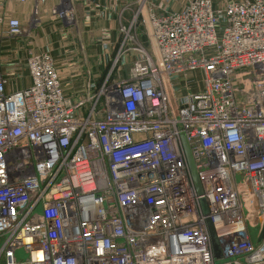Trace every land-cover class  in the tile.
Instances as JSON below:
<instances>
[{
  "label": "built area",
  "instance_id": "2783aa9c",
  "mask_svg": "<svg viewBox=\"0 0 264 264\" xmlns=\"http://www.w3.org/2000/svg\"><path fill=\"white\" fill-rule=\"evenodd\" d=\"M6 1L34 15L46 2ZM58 1L74 25L73 0ZM119 31L79 91L48 53L13 91L0 62L2 264H264V0L138 11Z\"/></svg>",
  "mask_w": 264,
  "mask_h": 264
},
{
  "label": "crops",
  "instance_id": "0c3cea01",
  "mask_svg": "<svg viewBox=\"0 0 264 264\" xmlns=\"http://www.w3.org/2000/svg\"><path fill=\"white\" fill-rule=\"evenodd\" d=\"M189 1L147 0V9L142 6V10H145V16L150 13L161 15L179 10ZM57 2L59 1L46 0L39 14L34 15L32 3L0 0V62L7 79V91L31 84L28 61L33 54H50L59 71L63 70V83L69 90L79 91L88 82L97 81L109 57H103L102 53H117L121 40L120 23L130 20L134 15L135 4L139 7L141 0H73L76 19L74 25L68 24L52 12ZM11 18L20 21L22 28L24 26V33H7ZM144 29L143 25H139L138 33L142 40H145L142 37ZM73 56L78 59L82 57V60H74V64L69 62L70 65L64 68L65 62ZM73 75H77L75 79Z\"/></svg>",
  "mask_w": 264,
  "mask_h": 264
},
{
  "label": "water",
  "instance_id": "95a60500",
  "mask_svg": "<svg viewBox=\"0 0 264 264\" xmlns=\"http://www.w3.org/2000/svg\"><path fill=\"white\" fill-rule=\"evenodd\" d=\"M182 139H183L184 150L186 153L187 161H188L191 173L193 175V179H194V183H195L197 192L199 195H202L203 194V188H202L201 182L199 180L198 172L196 169V164H195V161H194V158H193V155L191 152V148L188 144V141L186 139L185 134L182 135ZM202 204H203V207L205 209V212L207 213V206H206V202L204 199H202ZM207 224H208V230H209V234H210V238H211L213 255L215 258H219L221 256L220 245H219V242L216 238L215 231L213 229V226H212L209 218L207 219ZM263 238H264V219L262 221V230H261L259 239H263Z\"/></svg>",
  "mask_w": 264,
  "mask_h": 264
},
{
  "label": "rangeland",
  "instance_id": "374dc122",
  "mask_svg": "<svg viewBox=\"0 0 264 264\" xmlns=\"http://www.w3.org/2000/svg\"><path fill=\"white\" fill-rule=\"evenodd\" d=\"M147 1L146 0H144V2H142V0H141V2H140V6L142 7V6H144L146 9H147V3H146ZM58 3V2H57ZM45 4V3H44ZM43 4V5H44ZM42 5V6H43ZM55 7V6H54ZM54 9V8H53ZM52 9V10H53ZM134 13L135 12H138V11H142V13L143 12H145V10L143 11L140 7H138V5L137 4H135V7H134ZM128 11H129V9H128ZM57 17H61V16H58V15H56ZM61 19V18H60ZM75 22H76V20H75ZM25 31H24V26H23V28H22V33H24ZM2 52V38H1V36H0V53ZM70 54H79V53H70ZM103 54V57H106L107 55H109V56H111L113 53H102ZM31 57V56H30ZM74 60H82V57H80L79 59L77 58V57H70V58H68V60L65 62V65H64V68H66V66H68V65H70V64H74ZM70 62V64H68ZM56 63V62H55ZM76 63H78V62H76ZM57 66V65H56ZM58 67V66H57ZM105 67H107V65L105 66ZM70 68V67H69ZM59 69V68H58ZM75 70V69H74ZM73 70V71H74ZM63 71V70H62ZM62 71L60 72V74H61V76H63V73H62ZM72 73H74V72H72ZM68 75V74H67ZM77 76V75H76ZM75 75H73V77H74V79H75V77H76ZM98 76H102L101 74L100 75H98ZM77 85V84H76ZM0 244H1V240H0ZM23 255V251L21 250V252H19L18 251V253H17V256H22ZM2 261H3V256H1L0 255V264H2Z\"/></svg>",
  "mask_w": 264,
  "mask_h": 264
}]
</instances>
